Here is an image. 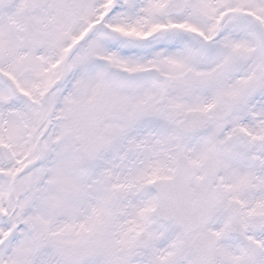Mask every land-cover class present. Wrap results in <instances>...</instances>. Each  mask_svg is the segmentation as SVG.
Instances as JSON below:
<instances>
[{"label": "snow or ice", "instance_id": "1", "mask_svg": "<svg viewBox=\"0 0 264 264\" xmlns=\"http://www.w3.org/2000/svg\"><path fill=\"white\" fill-rule=\"evenodd\" d=\"M0 264H264V0H0Z\"/></svg>", "mask_w": 264, "mask_h": 264}]
</instances>
